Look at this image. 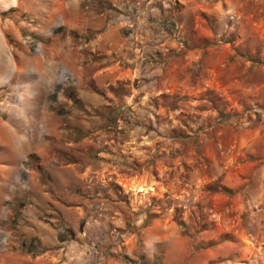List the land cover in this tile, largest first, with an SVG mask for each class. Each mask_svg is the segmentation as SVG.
I'll list each match as a JSON object with an SVG mask.
<instances>
[{"label": "rangeland", "instance_id": "rangeland-1", "mask_svg": "<svg viewBox=\"0 0 264 264\" xmlns=\"http://www.w3.org/2000/svg\"><path fill=\"white\" fill-rule=\"evenodd\" d=\"M0 264H264V0H0Z\"/></svg>", "mask_w": 264, "mask_h": 264}, {"label": "crops", "instance_id": "crops-1", "mask_svg": "<svg viewBox=\"0 0 264 264\" xmlns=\"http://www.w3.org/2000/svg\"><path fill=\"white\" fill-rule=\"evenodd\" d=\"M4 2V1H3Z\"/></svg>", "mask_w": 264, "mask_h": 264}]
</instances>
